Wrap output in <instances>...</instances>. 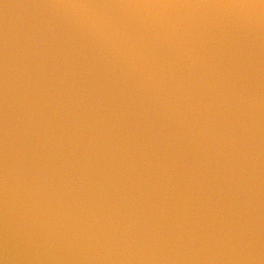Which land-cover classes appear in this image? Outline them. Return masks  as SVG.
Wrapping results in <instances>:
<instances>
[{
	"label": "clouds",
	"instance_id": "obj_1",
	"mask_svg": "<svg viewBox=\"0 0 264 264\" xmlns=\"http://www.w3.org/2000/svg\"><path fill=\"white\" fill-rule=\"evenodd\" d=\"M0 264H264V0H0Z\"/></svg>",
	"mask_w": 264,
	"mask_h": 264
}]
</instances>
